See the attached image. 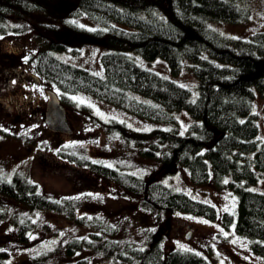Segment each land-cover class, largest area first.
Returning a JSON list of instances; mask_svg holds the SVG:
<instances>
[{
  "label": "trees",
  "instance_id": "obj_1",
  "mask_svg": "<svg viewBox=\"0 0 264 264\" xmlns=\"http://www.w3.org/2000/svg\"><path fill=\"white\" fill-rule=\"evenodd\" d=\"M56 1L0 0V34L22 30L11 27L9 18L26 21L33 11L50 12ZM239 1L73 0L76 4L70 15H86L96 26L86 29L73 25L72 31L108 47L100 56L103 73L97 75L55 55L66 47L57 39L46 38L44 31L57 29L47 23L41 24L43 47L31 60L35 73L59 89L63 103H71L68 95L84 92L154 122L156 126L143 131L114 118L105 125L138 144L140 155L158 161L160 173L183 167L193 184L213 181L216 187L231 189L237 196L236 205L232 211L219 212L215 205L163 183L154 174L146 180L137 173L64 149L58 151L61 159L141 197L142 205L160 219L176 212L217 219L223 228L247 237L251 250L264 257V192L247 187L264 173V139L258 137L256 114L251 108L253 88L264 92V30L233 37L211 26L213 21L245 20L248 11ZM137 53L147 60L164 58L175 76L188 63L197 79L195 98L188 87L173 78L138 64L133 58ZM182 108L193 117L185 132L179 130L180 123L173 114ZM147 137L152 139L146 145ZM225 175L230 176L227 183ZM9 200L27 210H52L77 223L93 224L96 231L90 240L76 237L66 243L65 254L70 256L89 247L118 263L212 264L195 250H164L154 231L144 246L114 239L113 224L77 216L71 198L57 199L42 192L36 182L20 172L0 174V221L9 218L19 242L28 240L36 223L30 215L9 212ZM7 254L0 248V264H5Z\"/></svg>",
  "mask_w": 264,
  "mask_h": 264
},
{
  "label": "rangeland",
  "instance_id": "obj_2",
  "mask_svg": "<svg viewBox=\"0 0 264 264\" xmlns=\"http://www.w3.org/2000/svg\"><path fill=\"white\" fill-rule=\"evenodd\" d=\"M75 4L73 0H57L50 12L33 11L26 21L9 18L11 27H20L22 30H9L0 34L1 98L19 84L13 75L7 80L4 67L16 62V66L33 69L31 58L43 47V39L40 38L44 37L41 33L42 23L57 26L56 31H44L48 35L46 38L51 41L57 39L65 44L66 48L54 52L55 55L94 73H103L100 56L108 47L72 31L73 25L86 29L96 26L86 15H70ZM239 4L248 11L245 20L238 23L213 21L211 26L233 37H246L255 31L264 30V0H241ZM133 58L138 64L188 87L192 98L197 95V79L188 63L175 76L162 57L147 60L137 53ZM30 86L35 89L32 97V100L36 99L34 108L16 111L2 106L0 102V174L10 176L20 172L36 182L42 192L57 199L71 198L77 216L94 218V221L95 218H101L113 224L116 233L111 237L114 239L144 246L149 233L154 231L166 251L172 248L195 250L204 254L212 264H264V257L251 250L247 237L231 228H223L219 220L191 212H176L160 219L155 211L142 205L141 197L85 167L81 168L59 157L58 151L64 149L137 173L146 180L154 174L163 183L215 205L219 212L234 210L237 196L231 189L216 187L213 181L193 184L183 167L160 173L161 164L158 161L140 155L138 144L127 140L117 131L109 130L105 125V121L114 118L124 121L136 131H143L156 126L154 122L139 118L95 96L77 92L68 95L71 103H63L72 132H53L44 122L45 89L51 88L58 94L59 89L43 78L39 81L31 79ZM253 91L251 108L256 114L258 137L264 139V92L260 93L256 88ZM139 96L154 102L149 97ZM173 114L180 123L179 130L185 132L193 117L184 108L174 110ZM151 139L147 137L146 145ZM229 178V175H225L224 181ZM247 187L264 192V173L259 174L257 181L249 183ZM8 211L30 215L36 224L28 240L19 242L15 236L16 228L9 218L0 221V248L8 251L5 264H78L80 261L84 264H136L118 263L89 247H82L71 256L65 254V245L70 239H91V233L96 231L93 224L77 223L65 213L52 210H27L22 205H14L11 200L8 201Z\"/></svg>",
  "mask_w": 264,
  "mask_h": 264
},
{
  "label": "flooded vegetation",
  "instance_id": "obj_3",
  "mask_svg": "<svg viewBox=\"0 0 264 264\" xmlns=\"http://www.w3.org/2000/svg\"><path fill=\"white\" fill-rule=\"evenodd\" d=\"M14 63L16 62H11L8 67H4L3 72L7 80L13 75L18 79L19 84L10 89L4 98L0 97V102L2 106H7L9 109L14 108L18 111L25 108L27 111V109L34 108L36 104V99L32 100L35 89L30 86L31 79L39 81L41 77L35 73L34 69L30 70L27 66L19 67Z\"/></svg>",
  "mask_w": 264,
  "mask_h": 264
},
{
  "label": "water",
  "instance_id": "obj_4",
  "mask_svg": "<svg viewBox=\"0 0 264 264\" xmlns=\"http://www.w3.org/2000/svg\"><path fill=\"white\" fill-rule=\"evenodd\" d=\"M45 92L47 99L44 111V122L47 128L53 132L70 134L72 128L67 120L66 110L58 93L51 88H47ZM186 236L189 237V233Z\"/></svg>",
  "mask_w": 264,
  "mask_h": 264
},
{
  "label": "snow or ice",
  "instance_id": "obj_5",
  "mask_svg": "<svg viewBox=\"0 0 264 264\" xmlns=\"http://www.w3.org/2000/svg\"><path fill=\"white\" fill-rule=\"evenodd\" d=\"M97 75H99V73H97ZM73 99H75V97ZM225 183H227V181H225ZM205 223H207V221H205ZM225 235H227V233ZM181 247H183V245H181Z\"/></svg>",
  "mask_w": 264,
  "mask_h": 264
}]
</instances>
